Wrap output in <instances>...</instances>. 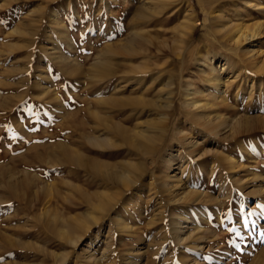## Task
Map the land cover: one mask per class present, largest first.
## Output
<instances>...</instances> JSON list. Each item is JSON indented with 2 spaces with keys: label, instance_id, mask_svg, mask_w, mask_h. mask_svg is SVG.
Returning a JSON list of instances; mask_svg holds the SVG:
<instances>
[{
  "label": "rangeland",
  "instance_id": "1",
  "mask_svg": "<svg viewBox=\"0 0 264 264\" xmlns=\"http://www.w3.org/2000/svg\"><path fill=\"white\" fill-rule=\"evenodd\" d=\"M0 264H264V0H0Z\"/></svg>",
  "mask_w": 264,
  "mask_h": 264
},
{
  "label": "bare ground",
  "instance_id": "2",
  "mask_svg": "<svg viewBox=\"0 0 264 264\" xmlns=\"http://www.w3.org/2000/svg\"><path fill=\"white\" fill-rule=\"evenodd\" d=\"M238 19H241V18L238 17ZM260 25L261 24L257 25V30L254 29L252 31H250V28L243 30L242 27H239L237 33L239 32L240 34H238L239 36H236L237 37L236 39H234V35H232V29L231 28L223 29L224 33L223 32L222 33L224 35L229 34L230 36L228 35V38L230 39V42L232 44H237V43L242 42L243 40H246V39H248V41H249L251 38H254L255 36H257L259 34L258 31H259ZM249 42H251V41H249ZM245 58H247V57H245ZM253 62H254V60H253ZM262 62H263V60H262ZM248 64H251V63H248ZM214 67L215 66H213V65L209 67L210 74H212L214 72ZM181 82L182 81H180V83ZM190 84L191 83H188V85H190ZM219 84L220 83H219L218 77L217 76L213 77L212 80H208L205 82V89L208 90L212 86H215V87H217V90L220 91L221 88L219 87ZM172 85H173V83L169 84L170 88H173ZM191 85H193V84H191ZM240 88H241V85L239 84L237 89H236L237 93H238V90H240ZM170 92H171V89H170V91L167 92V95L163 97V100L161 99V101H163V102H161L159 104L157 103L155 105H157L159 107L166 106L168 108H171L173 106V101L171 100ZM209 93H206L205 90L197 91L194 89V87H187L185 89V93L183 95L184 98H182V101L180 102L179 110L182 112L184 110L183 107H185V111H186L187 115L190 117V120L192 121V123L198 124L199 126H201V128L206 127L212 133L211 135H213V134L219 135V131H220L219 127H222L225 130H228L229 133L230 132L234 133L238 127L242 126L245 123V118L243 119L240 116L239 118H233L232 119L231 117H225L224 116L223 111L230 110V105H231V104H228V102H227V100L229 99V96L225 93V91H223L219 96L212 98V100H211V97H212L211 94L212 93L211 94H209ZM235 97H236V95L233 98L234 100H236ZM158 120L162 121L163 118L160 117ZM203 130H205V129H203ZM220 134H221V132H220ZM123 174H127V173L126 172L122 173L121 174L122 177H124Z\"/></svg>",
  "mask_w": 264,
  "mask_h": 264
}]
</instances>
